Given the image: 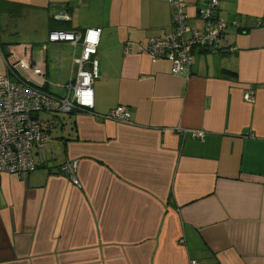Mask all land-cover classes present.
<instances>
[{"label":"crops","instance_id":"0c3cea01","mask_svg":"<svg viewBox=\"0 0 264 264\" xmlns=\"http://www.w3.org/2000/svg\"><path fill=\"white\" fill-rule=\"evenodd\" d=\"M207 1L185 0L187 25L205 29ZM218 1L236 49L195 48L173 74L144 51L166 0H0V74L24 51L67 81L73 47L49 31L100 29L92 111L56 114L36 167L0 172V264H264V0ZM118 105L130 122L99 117Z\"/></svg>","mask_w":264,"mask_h":264},{"label":"built area","instance_id":"2783aa9c","mask_svg":"<svg viewBox=\"0 0 264 264\" xmlns=\"http://www.w3.org/2000/svg\"><path fill=\"white\" fill-rule=\"evenodd\" d=\"M172 8L171 25L162 36L147 39L144 51L152 61L164 58L170 62V71L189 74L193 63V50L202 48L211 53L232 52L236 48L225 39L227 23L218 16L219 1L208 0L199 9L205 29L200 30L186 23L185 0H166ZM53 18L69 20L64 11L54 13ZM47 41L66 42L73 47L71 70L67 81L52 83L46 77L44 58L32 60L29 53L10 51L2 54L5 73L0 74V172L24 175L36 167L34 147L41 148L50 140V132L56 124V114L76 111H92L94 94L92 84L98 77V63L94 59L100 41V29L89 27L83 31L56 29L49 31ZM80 52L75 54V47ZM46 44L41 45V50ZM52 84L61 88L59 93L48 89ZM244 99L252 101L250 92ZM43 114L49 115L48 117ZM103 119L130 122V112L118 105L104 115ZM192 135L204 138L202 130H193ZM76 160L59 165V172L80 187L77 178ZM195 260L191 264H195Z\"/></svg>","mask_w":264,"mask_h":264},{"label":"rangeland","instance_id":"374dc122","mask_svg":"<svg viewBox=\"0 0 264 264\" xmlns=\"http://www.w3.org/2000/svg\"><path fill=\"white\" fill-rule=\"evenodd\" d=\"M51 69H52V68H51ZM51 71H52V70H51ZM49 74H50L49 76H50L51 81H52V82H55V78H54V76H53V73L51 72V73H49ZM64 82H65V81H64ZM64 82H62V83H64ZM53 90H54V91H58L59 93H61V92L63 91L61 88H58V89H57V88H54ZM42 117H44V115H43Z\"/></svg>","mask_w":264,"mask_h":264},{"label":"trees","instance_id":"16d2710c","mask_svg":"<svg viewBox=\"0 0 264 264\" xmlns=\"http://www.w3.org/2000/svg\"><path fill=\"white\" fill-rule=\"evenodd\" d=\"M4 53H5V52H4ZM4 55H7V54L5 53ZM71 113H73V112H71Z\"/></svg>","mask_w":264,"mask_h":264}]
</instances>
